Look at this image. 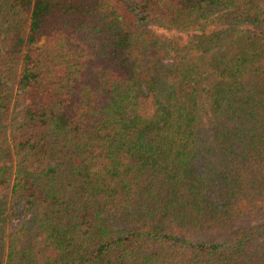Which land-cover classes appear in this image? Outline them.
<instances>
[{
	"label": "trees",
	"instance_id": "16d2710c",
	"mask_svg": "<svg viewBox=\"0 0 264 264\" xmlns=\"http://www.w3.org/2000/svg\"><path fill=\"white\" fill-rule=\"evenodd\" d=\"M0 264H264V0H0Z\"/></svg>",
	"mask_w": 264,
	"mask_h": 264
},
{
	"label": "rangeland",
	"instance_id": "374dc122",
	"mask_svg": "<svg viewBox=\"0 0 264 264\" xmlns=\"http://www.w3.org/2000/svg\"><path fill=\"white\" fill-rule=\"evenodd\" d=\"M19 218H20V215H18V218L14 219V220L12 221V223H13V224L17 223Z\"/></svg>",
	"mask_w": 264,
	"mask_h": 264
}]
</instances>
